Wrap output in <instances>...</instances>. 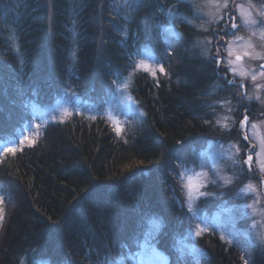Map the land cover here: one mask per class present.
<instances>
[{
  "label": "trees",
  "instance_id": "obj_1",
  "mask_svg": "<svg viewBox=\"0 0 264 264\" xmlns=\"http://www.w3.org/2000/svg\"><path fill=\"white\" fill-rule=\"evenodd\" d=\"M114 1L0 0V149H17L0 150V264L127 261L149 239L171 264H264V246L243 234L193 235L198 220L178 176L181 161L195 164L207 142L230 138L215 123L223 102L239 121L257 104L196 45L188 0H135L127 19L116 17ZM137 50H148L167 75L134 68ZM131 69L136 111L119 133L103 115L47 111L71 97L74 106L79 99L97 107L117 73ZM26 129L32 145L18 141ZM220 200L201 197L197 206L214 211Z\"/></svg>",
  "mask_w": 264,
  "mask_h": 264
},
{
  "label": "rangeland",
  "instance_id": "obj_2",
  "mask_svg": "<svg viewBox=\"0 0 264 264\" xmlns=\"http://www.w3.org/2000/svg\"><path fill=\"white\" fill-rule=\"evenodd\" d=\"M134 2L135 0H115L113 11L116 17L127 19ZM225 2L228 5L227 8L223 7ZM192 3L197 6L193 7L194 17L191 20L192 25L197 30L196 45L204 48L206 53L211 52L214 56L219 54L223 60L218 66L221 65L223 69L227 70L229 80L234 78L238 83L245 85V96L249 101H254L257 104V113L255 115L252 113L251 117L247 115V125L242 126L240 121L243 119L239 121L232 117L234 109L229 101L223 102L224 113L220 115V120L227 118L226 123L229 125L230 131L223 130V134L230 138L226 141L211 140L207 142L203 150L196 152V163L185 164L189 171L185 172L183 167L179 168L178 176L182 189L184 185L181 177L186 179L188 175H192L194 181L199 183L202 178L194 175L199 172L207 173V176L203 177L209 181L206 188L212 184L211 181L215 180L216 184L212 185L219 189V192L203 189L208 193H216L215 196L207 197H219L221 199L214 211H210L209 208L198 209L197 203L201 197L193 201L192 212L196 215L198 223L192 232L196 236L200 229L206 231L215 229L223 239L229 241H233L234 234H243L259 242L254 238L258 233L264 232V185L262 184L264 172H261L258 167L260 163H264V153H261V138H264V76L259 75L261 71L259 65L264 62V59L258 58L264 57V23H261L264 17L260 16V12H264V0H192ZM236 5H242L243 10L249 12L251 19L257 23H245L247 18L239 15L241 9L235 7ZM233 15L236 16L238 29H226L224 22H227L228 18ZM221 17H224V20H221ZM169 29L171 32H176L174 26L169 27ZM147 51L134 52L136 56L138 55L137 63L142 60L156 70L158 65H156L155 57ZM229 51L241 54L248 51L252 52L253 56H244L241 61L229 63L235 61V55L230 56ZM233 67L237 68L236 73L231 71ZM134 71L135 69H131L128 75L115 80L114 84L100 98L101 102L97 107L83 106L84 104H81L79 99L76 100V106H74L75 103L73 102L76 98L71 97L69 100L62 99L49 105L47 111L61 117H69L77 112L84 113L89 117L103 115L113 123L115 128L118 126L122 129L127 118L136 107L133 99H127L128 96H131L129 87L123 88V82L130 84ZM240 72L246 74L240 75ZM253 75L257 77L255 81L251 79ZM257 85L261 86L257 87ZM92 101L95 100L89 99L88 102ZM88 102L86 101V104ZM33 110L38 112L40 109L37 105H33ZM36 124L40 125L41 121L35 119L33 126L36 127ZM28 132L29 130L26 129L18 141L24 143ZM245 135L247 140L243 144L241 137ZM248 146L249 148L255 147V151L251 153L253 156L252 172L247 171V165L244 163L247 160L245 149ZM8 148L9 145H1L2 150ZM219 177L231 178L232 183L225 185ZM247 185L253 186L255 190L241 193L237 197L236 193L239 189ZM182 195L184 196V203L188 207L186 190L182 191ZM245 204L254 206V215L250 217L241 216V210ZM248 211L251 213L253 209L249 208ZM185 240L189 242L187 238ZM262 245L264 246V244ZM187 247L191 252L197 251L191 243H187ZM129 257L130 260L126 261V259L121 258L109 264H171L168 256L160 251L150 239L142 242L134 254Z\"/></svg>",
  "mask_w": 264,
  "mask_h": 264
},
{
  "label": "snow or ice",
  "instance_id": "obj_3",
  "mask_svg": "<svg viewBox=\"0 0 264 264\" xmlns=\"http://www.w3.org/2000/svg\"><path fill=\"white\" fill-rule=\"evenodd\" d=\"M189 3H190V6L197 7L196 5H194L192 3V0H189ZM227 6H228L227 3L225 2L223 4V7L227 8ZM173 7H175V6H173ZM235 7H238V8L241 9L239 15H241L242 17H246L247 18L244 21L245 23H249V24H256L257 23V21L251 19V14L249 12H246V11L243 10V6L242 5H236ZM161 11H164V10L162 9ZM165 14L166 15H172V10L171 9L167 10V12ZM260 16L261 17H264V12H260ZM220 19L221 20H224V17H221ZM189 23H191V22H189ZM261 23H264V20H262ZM156 27H160V25L157 24ZM224 27L226 29H238V25L235 23V18L234 17H229L228 18V21L225 22ZM168 30H170V29H168ZM122 35H124L126 37L127 36V32L126 31L123 32ZM173 35H175L176 37L179 38L180 33L179 32H175V33H173ZM233 35H234V33H233ZM237 39H240V38L237 37ZM137 51H139V50H137ZM217 53H219V50H217ZM134 55L135 54H132V55L129 56V59L132 61L133 67L134 68L146 69V70L150 71L151 72V75L155 78L156 77V70L152 69L151 65L145 64L144 61H142V60L139 61V63H137L134 60V58H133ZM165 55H170V53H168L167 50H166ZM229 55L230 56L231 55H235V61H230L229 62V63H235V62L241 61L244 56H249V57L253 56V53L252 52L245 51L244 53L241 54V53H234L232 51H229ZM258 58L264 59V57H258ZM213 59L216 61L217 64H220L222 62V60H223V58L220 57L219 54H217V56L213 57ZM259 68L261 69V71L259 72V75L260 76H264V64H260L259 65ZM158 69H159V71L161 73H165V69L163 67V64L158 65ZM231 71L233 73H236L238 70H237V68H234L233 67V68H231ZM239 74L240 75H245L246 73L240 72ZM165 75H167V73H165ZM119 77H120V74L117 73V78L119 79ZM251 79L253 81H255L257 79V77L255 75H253L251 77ZM156 82L158 83V80ZM227 82L229 84H232V83H234V80H229ZM260 86L261 85H257V87H260ZM128 87H129V83L128 82H123V88L127 89ZM127 99L128 100H131L132 97L131 96H128ZM226 120H227V118H224V120H218L215 123L218 124V125H220V127H221L222 130H224V131H230L229 125L226 123ZM247 122H248V116L245 114L243 116V120L240 121V124L242 126H246L247 125ZM204 123L211 124L212 122L211 121H204ZM253 127H255V125H253ZM116 131H117V133H119L121 131V129L117 126L116 127ZM26 139L28 140L29 145H32V144L35 143V140L32 139V138H26ZM244 139L247 140V136L246 135L244 136ZM20 150L22 151V149H20ZM5 151L12 152L13 154H15V152L17 151V149L16 148H8ZM237 151H239V148H237ZM254 151H255V147L254 146L252 148H246L245 149V152L247 154V160L244 161V163L247 165V171H249V172H252L253 171V169H252L253 156H252L251 153L254 152ZM261 153H264V138H261ZM180 167H183L185 172L189 171V169L185 166V164H184L183 161H181V163L178 165V168H180ZM258 167H259V170L261 172H264V163H260L258 165ZM178 175H179V173H178ZM194 175L196 177H201L202 178L199 183H196L194 181L192 175H188L186 177V179L184 177H181V180H182L183 185H184L183 186V189H181V190L182 191L183 190H186L187 204H188V210L189 211H192L193 201L199 199L200 197H207V196H210V195L211 196H215L216 195V193H208V192H206V191L203 190L204 188H206L207 184L209 183V181H207L206 179H203V177H206L207 176V173L199 172V173H195ZM219 179H222L224 181V184L225 185H228V184H231L232 183L231 178L219 177ZM211 183L213 185H215L216 184V181L213 180V181H211ZM262 183H264V181H262ZM254 190L255 189L253 188V186L247 185L244 188H240L239 191L236 193V196L239 197L241 193H246L248 191H254ZM173 199H175V197H173ZM181 202L183 203V200ZM2 204H3V198L0 197V205H2ZM249 208H252L253 209V211L251 213L248 211ZM2 213H3V208L0 207V219H2ZM254 214H255V208H254L253 205L245 204L243 206V209L241 210V216L242 217H250V216H252ZM148 223L150 225H152L153 227H155V228H159L161 226V222H158L155 219H150L148 221ZM205 231H206L205 229H200V230L197 231L196 234L197 235H203ZM221 239H223V237H221ZM254 239H256L260 243L264 244V232L258 233ZM244 264H248V261L247 260H244Z\"/></svg>",
  "mask_w": 264,
  "mask_h": 264
},
{
  "label": "water",
  "instance_id": "obj_4",
  "mask_svg": "<svg viewBox=\"0 0 264 264\" xmlns=\"http://www.w3.org/2000/svg\"><path fill=\"white\" fill-rule=\"evenodd\" d=\"M261 64H264V62H262ZM243 93L245 94V90L243 91ZM263 185H264V183H263Z\"/></svg>",
  "mask_w": 264,
  "mask_h": 264
}]
</instances>
